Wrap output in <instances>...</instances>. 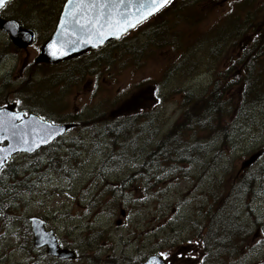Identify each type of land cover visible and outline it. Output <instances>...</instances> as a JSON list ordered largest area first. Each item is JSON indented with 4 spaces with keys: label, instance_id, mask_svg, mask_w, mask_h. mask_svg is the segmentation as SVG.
Instances as JSON below:
<instances>
[{
    "label": "rangeland",
    "instance_id": "374dc122",
    "mask_svg": "<svg viewBox=\"0 0 264 264\" xmlns=\"http://www.w3.org/2000/svg\"><path fill=\"white\" fill-rule=\"evenodd\" d=\"M63 2L12 0L1 12L37 36L18 49L0 31V107L14 102L77 125L1 172L0 264H139L156 253L172 264H264V96L240 108L243 84L226 88L252 78L248 67L264 74V52L254 58L264 47V0H174L99 51L34 64ZM215 83L216 96L233 94V110L208 111ZM254 153L259 160L241 172ZM31 216L76 259L34 249ZM226 219L235 251L207 256L209 228L220 236Z\"/></svg>",
    "mask_w": 264,
    "mask_h": 264
},
{
    "label": "water",
    "instance_id": "95a60500",
    "mask_svg": "<svg viewBox=\"0 0 264 264\" xmlns=\"http://www.w3.org/2000/svg\"><path fill=\"white\" fill-rule=\"evenodd\" d=\"M150 3L151 0H71V2L67 0L55 30L40 47L34 62L54 65L119 39L108 35L101 42V26L107 35L109 23L112 24V30L115 31L119 30L117 21L123 23L127 20L135 25L129 27L126 31L128 32L156 13L147 16L140 23H136L142 14H147ZM0 29L7 32L12 42L20 48L26 47L34 41V32L22 29L16 21L0 19ZM14 108L13 104L0 109V170L12 155L17 153L32 154L74 126V124L52 125L34 115L25 117L22 112H15ZM2 143L6 144L1 145ZM258 156V153L251 155L243 162L242 168L252 165ZM28 221L35 249L45 248L48 256L60 260L75 258L73 251L60 247L53 231L45 228L43 219L33 216L29 217ZM145 264L165 263L158 255H154Z\"/></svg>",
    "mask_w": 264,
    "mask_h": 264
},
{
    "label": "trees",
    "instance_id": "16d2710c",
    "mask_svg": "<svg viewBox=\"0 0 264 264\" xmlns=\"http://www.w3.org/2000/svg\"><path fill=\"white\" fill-rule=\"evenodd\" d=\"M198 0H193V3H196ZM245 16H254L257 18V14H252V13H249L248 15L245 13L244 14ZM260 31V30H259ZM232 32V26H231V23L228 24V27H226L225 31H224V34L222 36H219L218 38H220L217 42V44L219 45V47H215L214 46V49L215 50H218L220 48V44L221 42L228 38L230 36V33ZM217 38V39H218ZM253 47H256L255 45H253ZM264 47L263 46H260L258 49H257V52H256V55L254 56V58H257L258 55H260L261 53L264 52ZM253 50L251 49V51H249L248 53H252ZM244 54V56H241L244 57V58H247L248 56H250L251 54ZM250 61V59H249ZM264 61V60H263ZM254 64V60H252V65ZM252 67H248V72L250 73V75H252V78H249L247 80V82H243V83H240L238 81H234V84L232 83H226V87L227 90H230V89H234V88H239L238 86L243 84L242 87L244 88L243 89V93H244V97H243V100H242V103L244 104L242 107L240 108H243L246 104H250L249 102H253L257 99H260L262 96H264V80L262 81L261 83V80L262 78H264V74H253L252 70H251ZM236 76V75H235ZM214 88H212V92L211 94L208 95V97H211L213 96V100L214 102H217L216 103V106H209V109L208 111L209 112H213L214 110H216V108H221V107H225L226 110L231 107L232 110L236 107V104H235V101L233 99V94H225L224 96H216V91H217V85L216 83L213 85ZM43 91H50L49 89H46V90H43ZM262 101L264 99H261ZM259 100V101H261ZM230 103L229 106H227L228 104ZM212 105H214V103H211ZM203 110V109H202ZM241 111H239L238 114H240ZM251 118V117H250ZM250 126L253 125V122H251V124H249ZM6 169V168H5ZM10 171V172H9ZM9 171H6L7 174H8V180L9 182L11 181H16L17 178H18V170H17V167H14V166H10L9 168ZM256 180H258V178H256ZM17 182H13V185H16ZM247 183H245L241 189L243 190L244 188H249L250 187V184L248 183V186H246ZM256 184H253L252 188L255 186ZM11 186V185H10ZM224 218L223 216L221 215L220 216V221H222ZM217 221V224H218V227H219V219L216 220ZM224 227H223V232L222 234H220V236H217L216 233H214L212 235V232H211V228H209V231H208V234H207V238H206V242H207V256H209V254L213 253V252H217V254L219 255L221 253V251L223 253H226L228 252V247H231V253L235 251V248L233 247V244H234V237H235V234H231L232 231L235 229V225L232 224V221H229L228 219H226V223L224 222ZM212 236V237H211ZM225 246V249H227V251H224L223 247ZM227 246V247H226ZM184 258V257H183ZM217 259H213V261H215Z\"/></svg>",
    "mask_w": 264,
    "mask_h": 264
},
{
    "label": "snow or ice",
    "instance_id": "6c2138e0",
    "mask_svg": "<svg viewBox=\"0 0 264 264\" xmlns=\"http://www.w3.org/2000/svg\"><path fill=\"white\" fill-rule=\"evenodd\" d=\"M9 2H10V0H0V9L5 7L6 4ZM70 2H71V0H70ZM171 2H172V0H151V3H150L148 10H147V14L146 15L142 14L137 19L136 23L137 24L140 23L143 19H146L147 16H150L154 12L159 11L160 8L164 7L167 4H170ZM116 24L119 26V30H115V31L112 30V24L111 23L108 24L107 27H108L109 31H108L107 35L105 34V31L103 30V26H101V31H100V35L102 37L101 42H103V39H106L108 35H113L116 38H120V36L124 32H126L129 27L135 26L134 24L129 23L127 20H125L123 23L117 21ZM82 26H84V25H82Z\"/></svg>",
    "mask_w": 264,
    "mask_h": 264
}]
</instances>
